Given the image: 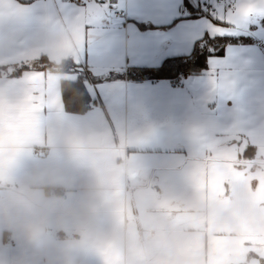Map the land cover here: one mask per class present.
I'll list each match as a JSON object with an SVG mask.
<instances>
[{
	"label": "crops",
	"instance_id": "crops-1",
	"mask_svg": "<svg viewBox=\"0 0 264 264\" xmlns=\"http://www.w3.org/2000/svg\"><path fill=\"white\" fill-rule=\"evenodd\" d=\"M205 2L213 10L205 11ZM258 2L248 0L241 7L240 0H120L114 6L95 0L94 19L83 14L78 24L59 8L38 13V19L16 15L25 24L44 21L49 32L66 39L53 45L29 28L5 49L0 37V65L9 68L41 57L55 64L71 60L85 71L90 104L82 112L64 107L61 82L76 80L78 72L24 69L0 74V118L5 103L12 104L6 93L26 96L30 111L55 112L63 120L102 129L118 142L122 159L163 179L177 198L189 195L192 185L206 199L245 189L252 211L264 213V21L228 36L251 42L226 44L222 54L210 56L225 60L222 74H213L209 57L204 70L185 72L176 87L168 79L127 77L129 69L158 67L166 58L189 55L196 43L211 38L210 22L226 27L214 18L220 9L233 4L244 14L255 11ZM90 23L89 34L85 25ZM37 82L39 91H33ZM35 134L40 135L38 126ZM223 240L211 237L210 242L219 247ZM232 255L235 259L218 257L211 264H264V232L241 234Z\"/></svg>",
	"mask_w": 264,
	"mask_h": 264
},
{
	"label": "clouds",
	"instance_id": "clouds-1",
	"mask_svg": "<svg viewBox=\"0 0 264 264\" xmlns=\"http://www.w3.org/2000/svg\"><path fill=\"white\" fill-rule=\"evenodd\" d=\"M29 28L53 45L66 39L44 21L23 23L11 0L0 3L5 49ZM6 98L12 104L0 118V264H211L235 259L244 232H264V213L252 211L247 190L206 199L192 185L177 198L163 179L122 159L102 129L30 111L23 95ZM211 237L224 240L218 247Z\"/></svg>",
	"mask_w": 264,
	"mask_h": 264
},
{
	"label": "trees",
	"instance_id": "trees-1",
	"mask_svg": "<svg viewBox=\"0 0 264 264\" xmlns=\"http://www.w3.org/2000/svg\"><path fill=\"white\" fill-rule=\"evenodd\" d=\"M250 38L246 37H215L205 38L196 43L192 52L187 56H177L166 58L158 67L132 68L127 72V77L136 80L145 79H168L177 78L179 73L187 72L196 75L207 66L210 56L220 55L226 44L230 43H249ZM77 66L71 60H64L62 63H51L45 57H41L30 63L18 66L0 65V74H17L24 69H52L57 71L73 70L78 72L76 80H63L61 82V93L64 107L70 112H82L90 104L89 94L84 86L85 71H78ZM106 77L105 79H108Z\"/></svg>",
	"mask_w": 264,
	"mask_h": 264
},
{
	"label": "snow or ice",
	"instance_id": "snow-or-ice-1",
	"mask_svg": "<svg viewBox=\"0 0 264 264\" xmlns=\"http://www.w3.org/2000/svg\"><path fill=\"white\" fill-rule=\"evenodd\" d=\"M3 3V0H0ZM11 3L15 6L14 15L26 19H38L41 15L38 13H44L50 9L59 8L64 13L66 19H69L73 24H78L83 17V14H87L88 19L91 21L94 19L95 13L93 11L94 0H52L51 4H38V3H23L21 0H11ZM106 9L107 5H103ZM221 21L222 25H216L209 23L208 30L211 38L220 36H235L240 34L241 31H247L250 25H259L261 21H264V0H259L257 9L252 12L240 13L233 4H229L226 8L219 10V15L214 17ZM92 24L85 25L86 30L91 32ZM212 64L211 71L213 74L220 72L222 74L221 62H224L222 58H211ZM216 65V67H213Z\"/></svg>",
	"mask_w": 264,
	"mask_h": 264
},
{
	"label": "built area",
	"instance_id": "built-area-1",
	"mask_svg": "<svg viewBox=\"0 0 264 264\" xmlns=\"http://www.w3.org/2000/svg\"><path fill=\"white\" fill-rule=\"evenodd\" d=\"M99 1H105V2H107L109 4L114 5V6L118 5V3L120 2V0H99ZM202 7H203V9L205 11H211L214 8V6H213L212 3H207V2L203 3ZM184 76H185V73L181 72V73H179V75L177 76V78H175L173 80H170L171 87H176L177 80L180 79V78H182V77H184Z\"/></svg>",
	"mask_w": 264,
	"mask_h": 264
}]
</instances>
